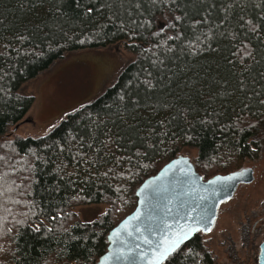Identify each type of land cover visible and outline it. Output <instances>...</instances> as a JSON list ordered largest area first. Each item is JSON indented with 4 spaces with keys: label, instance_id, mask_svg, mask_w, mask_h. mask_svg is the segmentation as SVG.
<instances>
[{
    "label": "trees",
    "instance_id": "16d2710c",
    "mask_svg": "<svg viewBox=\"0 0 264 264\" xmlns=\"http://www.w3.org/2000/svg\"><path fill=\"white\" fill-rule=\"evenodd\" d=\"M119 42L135 58L111 86L0 153V264H96L136 187L183 148L197 150L204 179L259 150L264 0H0V136L32 104L24 82L66 53ZM98 203L109 207L90 223L71 210ZM201 240L162 264H212Z\"/></svg>",
    "mask_w": 264,
    "mask_h": 264
},
{
    "label": "rangeland",
    "instance_id": "374dc122",
    "mask_svg": "<svg viewBox=\"0 0 264 264\" xmlns=\"http://www.w3.org/2000/svg\"><path fill=\"white\" fill-rule=\"evenodd\" d=\"M156 23L164 28L171 23V19L160 17ZM134 58L135 55L124 47V42L83 48L66 53L44 72L24 82L19 91L31 95L32 104L19 124L15 125L16 128L13 126L8 133L0 136V153L17 136L39 137L48 134L68 113L90 103L111 86L122 68ZM256 139L260 146L255 156L245 158L234 167V170L251 167L254 176L252 182L239 184L233 195L220 203L210 231L201 234V241L208 250L222 251L212 264L228 262L222 248L225 249L232 241L237 255L243 258H246V252L242 248L251 249V243L245 245L240 241L239 230L243 225H252L247 224L246 214L257 216L264 211V123ZM180 155L195 161L197 150L186 147ZM108 207L107 203L81 204L71 210L80 221L90 223L100 219ZM228 237H231V242Z\"/></svg>",
    "mask_w": 264,
    "mask_h": 264
},
{
    "label": "water",
    "instance_id": "95a60500",
    "mask_svg": "<svg viewBox=\"0 0 264 264\" xmlns=\"http://www.w3.org/2000/svg\"><path fill=\"white\" fill-rule=\"evenodd\" d=\"M253 178V169L246 167L204 179L188 156L177 155L136 187L134 209L108 231L106 250L96 264H156L161 247L179 237L162 264L196 233L208 232L219 203Z\"/></svg>",
    "mask_w": 264,
    "mask_h": 264
},
{
    "label": "flooded vegetation",
    "instance_id": "af4514ba",
    "mask_svg": "<svg viewBox=\"0 0 264 264\" xmlns=\"http://www.w3.org/2000/svg\"><path fill=\"white\" fill-rule=\"evenodd\" d=\"M246 219L247 224L251 223L252 225H243L241 227V229L239 230V239L245 245H249L251 243V249L242 248V250L246 252V258H243L241 255H237V248L233 244L231 237H228L230 242H232L229 245L225 246V249L222 248V250H225L226 252V261H228L225 264H264V261L261 258L262 247H264V211L261 215L257 216L255 214H246ZM200 233L203 234L202 232ZM208 252L212 260H214L215 258L217 259V257L220 256L222 251H219L218 253L214 249H209Z\"/></svg>",
    "mask_w": 264,
    "mask_h": 264
},
{
    "label": "snow or ice",
    "instance_id": "6c2138e0",
    "mask_svg": "<svg viewBox=\"0 0 264 264\" xmlns=\"http://www.w3.org/2000/svg\"><path fill=\"white\" fill-rule=\"evenodd\" d=\"M89 12L92 11V9H88ZM179 19V17H177ZM191 231V230H189ZM188 233H182L184 237L187 236ZM179 237H177L176 240L169 242H166V246H162L161 250L155 255L154 260L156 261V264H159V261L162 260L165 256H167L168 252L175 247V245L178 243Z\"/></svg>",
    "mask_w": 264,
    "mask_h": 264
}]
</instances>
